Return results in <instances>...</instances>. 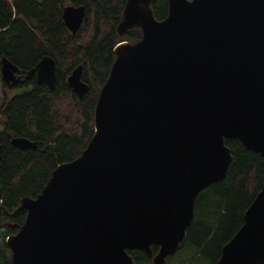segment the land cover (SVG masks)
Wrapping results in <instances>:
<instances>
[{"label":"water","instance_id":"obj_1","mask_svg":"<svg viewBox=\"0 0 264 264\" xmlns=\"http://www.w3.org/2000/svg\"><path fill=\"white\" fill-rule=\"evenodd\" d=\"M157 1L125 0L116 33L138 28L141 37L114 46L81 154L58 164L36 197L20 199L26 217L6 237L10 264H135L131 250L165 264L197 195L226 175L225 139L264 159V0H167L161 20ZM61 16L74 35L85 7L66 4ZM18 71L1 58L8 88L31 76L56 84L49 55ZM81 73L78 65L67 77L78 98L89 90ZM12 144L36 148L25 137ZM215 264H264V179Z\"/></svg>","mask_w":264,"mask_h":264},{"label":"trees","instance_id":"obj_2","mask_svg":"<svg viewBox=\"0 0 264 264\" xmlns=\"http://www.w3.org/2000/svg\"><path fill=\"white\" fill-rule=\"evenodd\" d=\"M125 0H0V59L15 63L25 74L44 56L56 62V84L50 89L34 76L21 78L12 88L1 82L0 100V264H10L6 237L16 233L26 217L18 209L22 197H36L54 168L79 156L90 140L93 114L102 84L114 61V46L136 42L141 30L133 28L120 36L116 25ZM66 4L85 7L84 22L73 35L62 20ZM153 14L161 20L168 12L167 0H158ZM82 65L81 79L88 92L78 98L67 77ZM14 137L36 143L35 149L12 144ZM232 154L223 180L202 190L194 203L193 219L185 238L173 254L177 264H215L222 246L243 223L245 210L261 188L264 159L236 139L226 138ZM152 252L157 250L151 245ZM135 264H151L140 250L128 251ZM173 255L165 264H173ZM173 257V258H172Z\"/></svg>","mask_w":264,"mask_h":264},{"label":"rangeland","instance_id":"obj_3","mask_svg":"<svg viewBox=\"0 0 264 264\" xmlns=\"http://www.w3.org/2000/svg\"><path fill=\"white\" fill-rule=\"evenodd\" d=\"M1 82H2V79H1V73H0V84H1ZM21 90H22V88H10V89H9V94H10V95H13V94H15V93L20 92ZM0 100H2V91H1V88H0ZM0 130H1V126H0ZM175 254H176V253H175ZM175 254H174V255H175ZM174 255H173V257H174ZM173 257H172V258H173ZM172 260H173V264H177L178 261H180V259H179L178 256L174 257ZM197 264H211V261L203 259V260H201V261H200L199 263H197Z\"/></svg>","mask_w":264,"mask_h":264},{"label":"flooded vegetation","instance_id":"obj_4","mask_svg":"<svg viewBox=\"0 0 264 264\" xmlns=\"http://www.w3.org/2000/svg\"><path fill=\"white\" fill-rule=\"evenodd\" d=\"M1 60V59H0ZM23 79H25L24 77H22ZM10 89V88H9Z\"/></svg>","mask_w":264,"mask_h":264}]
</instances>
